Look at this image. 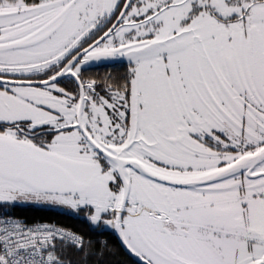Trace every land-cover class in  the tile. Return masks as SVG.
Returning a JSON list of instances; mask_svg holds the SVG:
<instances>
[{
	"label": "snow or ice",
	"instance_id": "1",
	"mask_svg": "<svg viewBox=\"0 0 264 264\" xmlns=\"http://www.w3.org/2000/svg\"><path fill=\"white\" fill-rule=\"evenodd\" d=\"M0 264H264V0H0Z\"/></svg>",
	"mask_w": 264,
	"mask_h": 264
},
{
	"label": "trees",
	"instance_id": "2",
	"mask_svg": "<svg viewBox=\"0 0 264 264\" xmlns=\"http://www.w3.org/2000/svg\"><path fill=\"white\" fill-rule=\"evenodd\" d=\"M26 214L29 215V216H36V217H41V216H47V215H50L49 213L44 212V211L39 210V209L28 210ZM60 219H61V221H62L63 223H66V224H72V223H74V221H72V220H70V219H67V218H63V217H61Z\"/></svg>",
	"mask_w": 264,
	"mask_h": 264
}]
</instances>
